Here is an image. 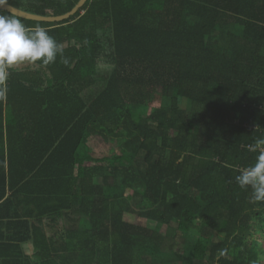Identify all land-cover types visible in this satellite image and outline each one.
<instances>
[{"label":"trees","instance_id":"obj_1","mask_svg":"<svg viewBox=\"0 0 264 264\" xmlns=\"http://www.w3.org/2000/svg\"><path fill=\"white\" fill-rule=\"evenodd\" d=\"M21 21L68 63L9 70L0 264H264V202L235 182L264 136V0H88ZM90 139L122 143L95 157Z\"/></svg>","mask_w":264,"mask_h":264},{"label":"clouds","instance_id":"obj_2","mask_svg":"<svg viewBox=\"0 0 264 264\" xmlns=\"http://www.w3.org/2000/svg\"><path fill=\"white\" fill-rule=\"evenodd\" d=\"M9 5V0H0V8ZM8 14L0 12V102L7 100V81L10 69L24 63L48 66L56 61L59 54L63 63L62 46L40 26L28 28L20 16L9 5ZM257 153L255 161L239 171L235 182L241 190H250L252 202H264V136L249 146Z\"/></svg>","mask_w":264,"mask_h":264},{"label":"rangeland","instance_id":"obj_3","mask_svg":"<svg viewBox=\"0 0 264 264\" xmlns=\"http://www.w3.org/2000/svg\"><path fill=\"white\" fill-rule=\"evenodd\" d=\"M121 143H122V141H116L114 143H111V145H106V144L98 145L97 143L93 142L92 139H90L88 142V145H89L90 149L93 151L92 154L95 157H102L106 154H109L110 149L117 150L120 147ZM138 200L139 199H136L137 202H138ZM124 220L132 223V221L134 220V217L131 215H125ZM138 224L143 226V227H149L150 229L155 228V225L153 223L146 222L145 220L139 219ZM253 226L256 228V231L253 233L251 238L259 241L258 251H259L261 257L263 258L261 260L264 262V224H262L260 222H256L253 224ZM159 234H160V236H164L165 230L163 228H161V231Z\"/></svg>","mask_w":264,"mask_h":264},{"label":"water","instance_id":"obj_4","mask_svg":"<svg viewBox=\"0 0 264 264\" xmlns=\"http://www.w3.org/2000/svg\"><path fill=\"white\" fill-rule=\"evenodd\" d=\"M87 1L88 0H79V2L75 5V7L71 11H69L68 13L64 15L56 16V17L39 16V15L25 12L23 10L17 9L12 6L11 7L20 16V18L24 20L42 22V23H61L63 21L70 19L72 16H74L80 9H82V7L86 4ZM0 11H5L8 13L10 11L9 5H5L3 8H0Z\"/></svg>","mask_w":264,"mask_h":264},{"label":"crops","instance_id":"obj_5","mask_svg":"<svg viewBox=\"0 0 264 264\" xmlns=\"http://www.w3.org/2000/svg\"><path fill=\"white\" fill-rule=\"evenodd\" d=\"M29 64L28 63H24V64H20L19 66L20 67H27ZM31 66V64H30ZM23 251L26 255H31L33 253V250H32V244L30 242H26L24 245H23Z\"/></svg>","mask_w":264,"mask_h":264}]
</instances>
